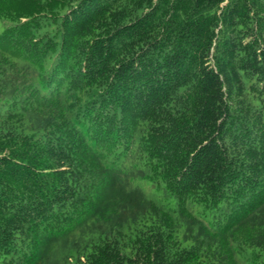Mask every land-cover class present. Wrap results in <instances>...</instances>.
<instances>
[{
  "label": "trees",
  "instance_id": "1",
  "mask_svg": "<svg viewBox=\"0 0 264 264\" xmlns=\"http://www.w3.org/2000/svg\"><path fill=\"white\" fill-rule=\"evenodd\" d=\"M0 264H264V0H0Z\"/></svg>",
  "mask_w": 264,
  "mask_h": 264
},
{
  "label": "rangeland",
  "instance_id": "2",
  "mask_svg": "<svg viewBox=\"0 0 264 264\" xmlns=\"http://www.w3.org/2000/svg\"><path fill=\"white\" fill-rule=\"evenodd\" d=\"M150 188V191H148ZM143 189L147 192V193H152V187H151V184L150 183H146L144 186H143Z\"/></svg>",
  "mask_w": 264,
  "mask_h": 264
}]
</instances>
